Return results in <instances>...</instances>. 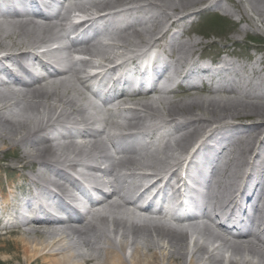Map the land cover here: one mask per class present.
I'll use <instances>...</instances> for the list:
<instances>
[{
	"label": "bare ground",
	"instance_id": "6f19581e",
	"mask_svg": "<svg viewBox=\"0 0 264 264\" xmlns=\"http://www.w3.org/2000/svg\"><path fill=\"white\" fill-rule=\"evenodd\" d=\"M232 1L237 23L264 30V0ZM18 3L41 5L0 0V8L15 14L0 18V237L16 235L12 243L24 255L18 264H264V57L260 67L255 61L240 66L246 76L229 53L196 58L202 43L183 40L190 10L202 4L199 12L231 11L222 0L69 2L56 16L60 24L73 11L103 13L105 24H98V32L108 31L112 40L110 48L99 45L97 34L71 45L70 53L80 49L90 56L78 62L72 54L64 56V45L57 52L45 50L51 42L61 43L60 24L41 22L27 8L18 15ZM165 18L169 23L163 24ZM153 47L149 71L136 63ZM39 66L45 72L53 66L57 73L40 75L34 70ZM96 66L107 68L114 83L138 96L121 97L114 107L100 110L101 117L89 112L95 105L87 68ZM159 68V73L170 69L166 82L189 83L177 91L181 99L172 100L166 95L170 91L156 86ZM122 90L112 86L103 98ZM124 111L131 114L119 121ZM148 117L161 121L146 124ZM99 121L105 126L96 128ZM108 125L117 131L109 133ZM10 149L13 156L5 154ZM121 168L137 182L128 188L118 184ZM107 175L109 180L103 178ZM171 177H176L173 184ZM85 181L97 190L110 189L84 221L70 220L79 216L68 210L72 206L66 200L77 199L73 189ZM150 188H156L151 202L163 200L170 190L185 217L194 219L200 212L205 219L182 225L177 208L172 220L148 216L151 202L136 204ZM60 211L67 219H59ZM232 229L245 233L233 235ZM18 258L0 244V264Z\"/></svg>",
	"mask_w": 264,
	"mask_h": 264
},
{
	"label": "rangeland",
	"instance_id": "374dc122",
	"mask_svg": "<svg viewBox=\"0 0 264 264\" xmlns=\"http://www.w3.org/2000/svg\"><path fill=\"white\" fill-rule=\"evenodd\" d=\"M222 2L224 6L231 11L226 12L224 8H220V9L218 8L216 11L207 10V11L199 12L206 5L203 6L202 4H200L198 6L193 7L190 10L191 12H193L192 17H189L185 20L186 22L188 21L187 23L190 24L192 22L193 23L191 26L190 24L188 25L189 27L188 35H185L183 40L193 39V40H198L202 43L201 46L199 47L200 49L199 54L195 56L196 58L201 54H203L204 56L207 57L208 60H210L213 59L214 56L217 54L229 53L231 55L230 60L235 62L236 70L240 72V74L248 76L240 66L243 63L247 64L252 61H255L256 65L260 67L259 58L264 57V30L258 27L251 28L247 26V24L237 23L236 21L239 18V12H237V9L234 6L235 2L232 0H222ZM146 12H149V9H146ZM153 12L161 16V13L158 10H154ZM223 17L224 19H222ZM163 22H164L163 24L169 23V21L166 18L163 20ZM194 22L197 23L194 24ZM56 30L58 32V29ZM106 38H110V37H106ZM59 42H61V39H59ZM52 43L53 42H51L50 44ZM108 47L110 48V45ZM223 56H226V54H224ZM254 82L259 83L257 78L254 79ZM170 83L173 82L170 81ZM10 88L12 87L10 86ZM15 88H19V87H15ZM166 95L168 97H171L172 100L181 99L182 96L180 92L179 93L171 92ZM91 100L94 101L92 98ZM128 105H132V104H128ZM107 106L114 107L113 104H109ZM89 112L97 113L98 117H101L100 110L96 107V105L92 107L89 110ZM130 114L131 113L129 111L121 112L118 115L117 119L119 121H124L125 117L129 116ZM159 120L160 118L148 117L145 122L146 124L147 123L150 124L153 122H157ZM101 125L105 126V124L102 123L101 121L95 123L96 128H101ZM107 129L109 133H114L117 131V127L113 125H108ZM78 139L80 140V138ZM117 141L119 143L123 142L121 139H118ZM7 153L10 156H13L15 154V152L11 149L9 150V152H6L5 154ZM109 163L110 161H108L106 164ZM116 172L118 174L116 177L118 180V184L119 182H121V184L127 186L128 188V185L132 186L133 184H135V182H137L136 180H133V178L129 177L127 175V172L129 171H126L123 168L117 169ZM1 175L4 178H6L7 172H2ZM105 178L106 180H109L110 176L107 175L105 176ZM106 189H108V187H106ZM3 237L4 236L0 237V244L8 245L10 253L19 256L18 258L19 260H15L12 263V264H18L20 261L23 260L24 255H23V250L18 246L16 247L12 243V240L16 238V235L12 233L7 235V237H5L4 239Z\"/></svg>",
	"mask_w": 264,
	"mask_h": 264
}]
</instances>
